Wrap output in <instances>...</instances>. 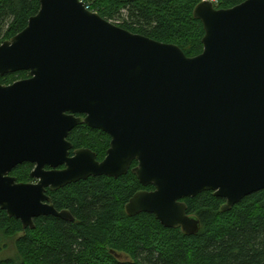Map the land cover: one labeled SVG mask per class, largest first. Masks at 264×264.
I'll list each match as a JSON object with an SVG mask.
<instances>
[{"label": "water", "instance_id": "obj_1", "mask_svg": "<svg viewBox=\"0 0 264 264\" xmlns=\"http://www.w3.org/2000/svg\"><path fill=\"white\" fill-rule=\"evenodd\" d=\"M203 52L134 34L81 0H42L37 15L0 45V208L25 229L58 211L48 191L95 177L118 179L132 165L141 191L130 217L154 215L168 229L199 233L184 199L212 192L229 212L264 190V0L230 9L202 1ZM86 125L111 138L103 161L71 155L68 138ZM34 165L33 183L11 173Z\"/></svg>", "mask_w": 264, "mask_h": 264}, {"label": "trees", "instance_id": "obj_2", "mask_svg": "<svg viewBox=\"0 0 264 264\" xmlns=\"http://www.w3.org/2000/svg\"><path fill=\"white\" fill-rule=\"evenodd\" d=\"M92 12L134 34L180 47L188 57L203 52V24L194 18L202 0H84ZM247 0H216V9H230ZM42 0H0V45L21 33L38 14ZM28 72L0 77L11 85L29 78ZM71 155L89 149L103 161L111 138L86 125L68 138ZM118 179L89 178L57 192L48 191L58 211L67 210L75 222L53 216L35 220V229L10 218L0 208V237L14 241L15 256L0 264H264V190L246 197L229 212L212 192L184 199L187 212L201 222L198 234L168 229L154 215L130 217L126 206L143 187L133 169ZM34 165L24 164L11 175L31 183ZM19 236V237H18ZM8 245L2 246L0 253ZM125 255L129 261L117 257Z\"/></svg>", "mask_w": 264, "mask_h": 264}, {"label": "rangeland", "instance_id": "obj_3", "mask_svg": "<svg viewBox=\"0 0 264 264\" xmlns=\"http://www.w3.org/2000/svg\"><path fill=\"white\" fill-rule=\"evenodd\" d=\"M83 1V0H82ZM84 2V1H83ZM85 3V2H84ZM112 22L113 24H116L117 25V22H113V21H110ZM20 81V80H19ZM17 82V81H16ZM15 83V82H14ZM35 182V181H33ZM31 182V183H33ZM19 237V236H18ZM1 238V244L2 246L7 244L8 245V249L3 252V253H0V259H5V258H9V257H14L15 256V250H14V241L11 240V239H6L5 237L2 238V236L0 237ZM119 258V260L121 261H129V258L125 255H119L117 256Z\"/></svg>", "mask_w": 264, "mask_h": 264}, {"label": "built area", "instance_id": "obj_4", "mask_svg": "<svg viewBox=\"0 0 264 264\" xmlns=\"http://www.w3.org/2000/svg\"><path fill=\"white\" fill-rule=\"evenodd\" d=\"M81 1H82V0H81ZM83 1H84V0H83ZM83 1H82V2H83ZM203 1H209V2L215 3L216 0H203ZM84 2H85V1H84ZM86 7H87V9L90 10L89 6L86 5Z\"/></svg>", "mask_w": 264, "mask_h": 264}]
</instances>
